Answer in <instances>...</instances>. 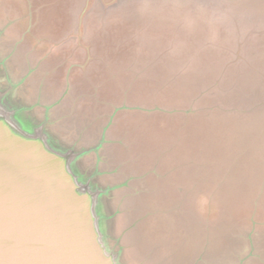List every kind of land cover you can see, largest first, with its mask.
I'll return each mask as SVG.
<instances>
[{"label": "rangeland", "instance_id": "obj_1", "mask_svg": "<svg viewBox=\"0 0 264 264\" xmlns=\"http://www.w3.org/2000/svg\"><path fill=\"white\" fill-rule=\"evenodd\" d=\"M35 4L41 17L34 36L42 39L39 52L48 53L45 67L63 78L69 73L71 85L81 80L70 93L82 99L80 125L110 111L101 101L152 108L115 118L126 146L117 147L113 165L122 162L126 175L155 170L131 182L138 193L126 203L130 219L143 214L133 263L193 264L199 251L186 247L202 250L208 225L223 226L230 248L249 215L264 211V0ZM194 74L204 76L179 96V79ZM211 79L221 80L219 91L186 113Z\"/></svg>", "mask_w": 264, "mask_h": 264}, {"label": "water", "instance_id": "obj_2", "mask_svg": "<svg viewBox=\"0 0 264 264\" xmlns=\"http://www.w3.org/2000/svg\"><path fill=\"white\" fill-rule=\"evenodd\" d=\"M13 21L0 27V264L145 263H133L129 255L143 214L130 219L133 208L126 203L138 193L131 182L155 170L126 175L122 162H113L117 147L126 146L117 137L116 116L152 108L101 101L110 111L80 125L82 99L70 93L81 80L71 85L69 73L63 78L56 67H45L40 37L17 31ZM199 76L179 79V96H188ZM220 85L211 79L185 112L202 109L196 100ZM257 211L247 218L249 227L231 236L229 252L223 226H203V249L186 247L199 251L193 264L264 263V211L256 220ZM221 248L225 253L215 255Z\"/></svg>", "mask_w": 264, "mask_h": 264}, {"label": "crops", "instance_id": "obj_3", "mask_svg": "<svg viewBox=\"0 0 264 264\" xmlns=\"http://www.w3.org/2000/svg\"><path fill=\"white\" fill-rule=\"evenodd\" d=\"M35 2L36 0H0V27L3 26L4 20L12 19L17 31L21 30L34 37L38 20L41 17L38 15V7Z\"/></svg>", "mask_w": 264, "mask_h": 264}]
</instances>
